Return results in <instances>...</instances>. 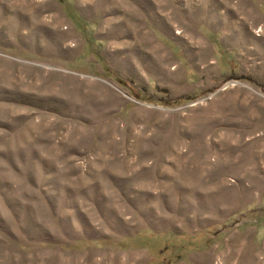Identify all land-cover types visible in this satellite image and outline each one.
Listing matches in <instances>:
<instances>
[{
    "label": "rangeland",
    "instance_id": "374dc122",
    "mask_svg": "<svg viewBox=\"0 0 264 264\" xmlns=\"http://www.w3.org/2000/svg\"><path fill=\"white\" fill-rule=\"evenodd\" d=\"M0 264H264V0H0Z\"/></svg>",
    "mask_w": 264,
    "mask_h": 264
},
{
    "label": "trees",
    "instance_id": "16d2710c",
    "mask_svg": "<svg viewBox=\"0 0 264 264\" xmlns=\"http://www.w3.org/2000/svg\"><path fill=\"white\" fill-rule=\"evenodd\" d=\"M166 103H167V105H170V106L177 104V102H166Z\"/></svg>",
    "mask_w": 264,
    "mask_h": 264
}]
</instances>
